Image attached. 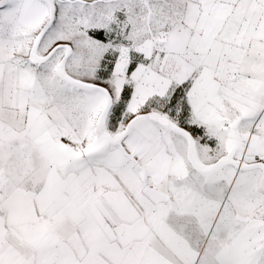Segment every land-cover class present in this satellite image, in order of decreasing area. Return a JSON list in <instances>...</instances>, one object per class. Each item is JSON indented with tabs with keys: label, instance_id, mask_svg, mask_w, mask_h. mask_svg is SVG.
<instances>
[{
	"label": "snow or ice",
	"instance_id": "6c2138e0",
	"mask_svg": "<svg viewBox=\"0 0 264 264\" xmlns=\"http://www.w3.org/2000/svg\"><path fill=\"white\" fill-rule=\"evenodd\" d=\"M0 264H264V0H0Z\"/></svg>",
	"mask_w": 264,
	"mask_h": 264
}]
</instances>
